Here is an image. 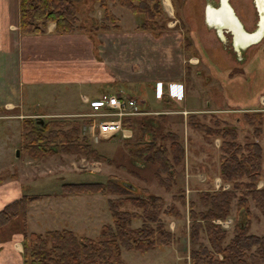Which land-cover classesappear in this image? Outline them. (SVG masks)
Returning <instances> with one entry per match:
<instances>
[{
    "label": "rangeland",
    "instance_id": "374dc122",
    "mask_svg": "<svg viewBox=\"0 0 264 264\" xmlns=\"http://www.w3.org/2000/svg\"><path fill=\"white\" fill-rule=\"evenodd\" d=\"M158 1L160 12L154 13V19L160 25L159 29L161 31L172 29L178 32L182 37V44L183 38L190 43L185 58L188 54L195 56L188 57L186 61L190 64L188 68L185 66V88L188 95L193 97L190 101L195 103L198 101L202 106L207 101L206 104L214 108L211 112L205 110L192 114L197 115L200 121L208 125L234 128L235 140L239 143L251 139L259 142L262 148V161L255 186H262L264 184V33L256 42L237 51L230 45L231 37L228 32H222L223 38L219 39L216 36V26H207L203 20L205 4L217 6V0ZM228 2L243 24V28L248 31L254 29L256 14L252 0H228ZM105 4L108 12L113 10L119 16L118 22L123 29L132 27L143 17L142 14L131 12L113 0H105ZM74 8L77 16L76 25L79 28L73 32L87 35L92 40L91 45L94 46L97 42L96 33L103 31L98 27L102 19V8L97 0H74ZM170 21L173 22L171 25ZM49 22L46 23L44 30L49 27ZM106 23L109 25V22ZM190 58L194 60H188ZM43 72L44 75L45 71ZM31 79L21 87L17 103L0 106V182H18L27 192L25 194L38 195L26 205L24 222L27 232H42L46 229L70 226L77 235L98 238L100 225L110 222L105 200L107 197H114L115 194L108 190L64 193L60 185L63 182H104L108 176H112L116 182L133 185L135 192L145 187L148 192L160 195L164 204L174 206L171 213L160 214L164 228L172 233L171 243L158 245L144 252L121 249L120 256L126 264H189V251L193 245L188 236V204L191 200L195 210L203 208L198 198L201 191H210L218 187L233 191L228 214L224 218H213L212 222L225 230L222 244L234 235L235 226L243 221L242 211L237 207L239 186L220 180L218 176L220 137L215 134H203L188 126L185 122L188 111L182 110L185 112L184 119H181L183 114H180V118L170 121L161 118L163 115L159 111L151 114L149 110L142 109L139 106L141 101L131 95L136 98L139 110L130 118L128 127L131 129V135L122 137L117 133L102 138L96 133L95 117L87 115L89 111L87 102L79 96L81 91L85 92L83 85L70 83L62 86L38 73ZM149 90L152 102L150 106L154 107L159 94L156 88L154 91ZM253 111H261L263 114L261 133L256 138L252 135V125L244 118V113L250 114ZM25 118L34 119L36 122H39V119L43 122L49 119L73 120L78 126L79 138L88 143L94 153L101 157L61 150L41 155L28 153L22 147V133L27 128L22 124ZM177 124H180L181 132L177 140L182 145L187 144V147L195 144L204 145L203 141L209 144H205V149L198 147L201 151L186 153L183 151L181 160L174 163L170 186L165 188L153 177L154 164L147 162L148 152L137 155L134 149L140 148L149 141L155 142V145L164 141L167 145L169 140L167 138L161 140L158 133L174 132L172 129H177ZM216 180L220 182L217 187H215ZM235 180V183H238L237 181H246V178L241 176ZM242 191L245 189L242 188ZM245 193L249 212L246 233L262 234L264 213L254 205L250 195ZM126 205L125 207L131 208ZM138 223V219L132 222L133 225ZM21 227L22 220L17 216L0 227V239L5 238L12 231H19L22 234ZM198 241L207 244L203 230L198 232Z\"/></svg>",
    "mask_w": 264,
    "mask_h": 264
},
{
    "label": "trees",
    "instance_id": "16d2710c",
    "mask_svg": "<svg viewBox=\"0 0 264 264\" xmlns=\"http://www.w3.org/2000/svg\"><path fill=\"white\" fill-rule=\"evenodd\" d=\"M102 8V19L99 29H118L115 16L106 9L105 0H97ZM134 13L142 14V21L137 25L141 30L160 32L154 19L159 14L158 0H113ZM52 21L55 33H69L79 28L76 25L74 0H18V28L21 33L36 34L44 31L47 22ZM109 22V25L106 23ZM189 41L183 38V47L187 53ZM130 118H123V126H130ZM245 120L252 125V135L260 136L263 114L261 111L244 113ZM185 122L188 126L206 135L220 137L218 145V176L221 181L232 182L239 186L237 207L242 211L243 221L235 226V233L222 244L225 230L212 222L213 218H224L229 211L233 191L218 187L199 193V202L204 207L195 210L193 201L188 204L189 239L192 247L189 251V264H264V233H246L248 193L254 205L264 213V184L255 186L260 175L262 148L257 140H246L239 143L235 140L234 128L211 126L189 113ZM22 147L32 155L47 154L52 151L80 152L100 158L82 138L78 136V126L69 119H49L42 123L34 119L22 120ZM164 141L155 145L149 141L135 154L148 152L147 162L154 164L153 177L157 182L169 188L174 172V163L181 160L183 146L177 140L175 132L159 134ZM245 176L246 181L236 178ZM64 193L105 192L115 194L107 197L105 202L110 217L109 223L99 227L98 238L77 235L68 228L46 229L42 232H27L25 228L26 205L38 197L36 194H22L7 202L0 208V227L20 216L22 220V256L23 264H126L120 256V250L147 251L158 245H168L172 233L165 229L160 214H169L174 206L164 204L160 195L148 192L141 187L136 192L133 185L116 182L108 176L104 182H63ZM242 188L245 191H242ZM245 193V194H246ZM128 204L131 208L125 207ZM137 208V209H135ZM139 223L133 225V220ZM203 230L207 244L198 241V232Z\"/></svg>",
    "mask_w": 264,
    "mask_h": 264
},
{
    "label": "crops",
    "instance_id": "0c3cea01",
    "mask_svg": "<svg viewBox=\"0 0 264 264\" xmlns=\"http://www.w3.org/2000/svg\"><path fill=\"white\" fill-rule=\"evenodd\" d=\"M110 12L118 18L119 28L96 33L97 42L93 46L85 34L55 33L52 22L40 33H21L18 0H0V106L17 103L21 87L38 73L59 85H83L85 92L81 91L79 96L84 102L105 93L133 95L141 101L142 109L151 114L159 111L161 118L170 121L180 118V114L184 119L182 110L201 113L214 109L207 101L204 106L190 101L193 97L185 88V66L188 68L190 64L186 59L195 56L188 54L185 58L187 54L178 32L141 30L137 25L142 19L123 29L119 16L113 10ZM155 88L160 99L151 107L149 89ZM177 126L172 130L180 138V124ZM203 144L182 145L183 151H201L198 147L205 149L209 143ZM25 193L18 182H0V208ZM63 227L73 231L70 226ZM21 239L19 231L0 239V264H23Z\"/></svg>",
    "mask_w": 264,
    "mask_h": 264
},
{
    "label": "built area",
    "instance_id": "2783aa9c",
    "mask_svg": "<svg viewBox=\"0 0 264 264\" xmlns=\"http://www.w3.org/2000/svg\"><path fill=\"white\" fill-rule=\"evenodd\" d=\"M173 22H169L171 25ZM89 111L87 115L96 119V133L99 137L107 138L119 133L122 137H129L131 129L123 126V118L132 117L139 112L136 98L119 93H105L91 99H86ZM215 187L220 182L216 180Z\"/></svg>",
    "mask_w": 264,
    "mask_h": 264
},
{
    "label": "water",
    "instance_id": "95a60500",
    "mask_svg": "<svg viewBox=\"0 0 264 264\" xmlns=\"http://www.w3.org/2000/svg\"><path fill=\"white\" fill-rule=\"evenodd\" d=\"M217 1H218L217 2V6H212V5L208 4V3L205 4L204 11H203V20H204V22H205V24L207 26L208 25L209 26H211V25L212 26L213 25L216 26L215 27L216 36L219 39H222L221 38L222 37V32H228V33H230L231 44H232L234 50H237L238 51L239 49H243L248 44H251V43L256 42L263 35V33H264V26H263V24H261L260 21L263 19L262 17H264V0H252L253 6H254L255 11H256L257 19L255 21V27H254V29H252L250 31H248V30H246V29L243 28V24L241 23V21L235 15V13H234L231 5L229 4L228 0H224V2H222V0H217ZM223 3L229 7V9H230V12L229 13L232 16L235 25L237 26L238 32H239V30H242V31H244L246 33H251L253 31L254 32H257V33L259 32V35L257 36V38L255 40H252V41L248 42L247 45H245V46L235 45L233 43L234 42L233 41L234 31L231 28H229L226 25H223L221 23H218V22L217 23L216 22H209L207 20V18H206V9H207V7L210 6L213 9H215V8L217 9V8H221V6L224 7V4ZM39 123H42V120L41 119H39ZM15 153H17V151H15Z\"/></svg>",
    "mask_w": 264,
    "mask_h": 264
},
{
    "label": "flooded vegetation",
    "instance_id": "af4514ba",
    "mask_svg": "<svg viewBox=\"0 0 264 264\" xmlns=\"http://www.w3.org/2000/svg\"><path fill=\"white\" fill-rule=\"evenodd\" d=\"M222 2H224V0H222ZM229 12H230V9L225 4H224V7L221 6V8H217V9L216 8L213 9L209 6L206 9V18L209 22H216V23L218 22V23H221V24L226 25L227 27L231 28L234 31V36H233L234 42L233 43L235 45L245 46V45H247L248 42L255 40L259 34H257V32H254V31L251 33H246L242 30H239V32H238L237 26L235 25L233 18ZM255 14H256V11H255ZM262 18L263 19L260 22L264 26V17H262ZM256 19H257V15H256ZM221 42H222V40H221ZM230 45L232 46L231 41H230Z\"/></svg>",
    "mask_w": 264,
    "mask_h": 264
},
{
    "label": "bare ground",
    "instance_id": "6f19581e",
    "mask_svg": "<svg viewBox=\"0 0 264 264\" xmlns=\"http://www.w3.org/2000/svg\"><path fill=\"white\" fill-rule=\"evenodd\" d=\"M226 15V14H225ZM257 34H259V33H257Z\"/></svg>",
    "mask_w": 264,
    "mask_h": 264
}]
</instances>
